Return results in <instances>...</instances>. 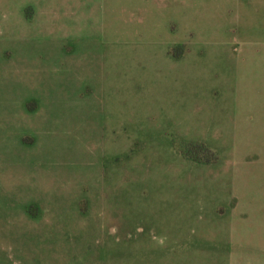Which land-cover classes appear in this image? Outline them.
I'll use <instances>...</instances> for the list:
<instances>
[{"label":"rangeland","instance_id":"obj_1","mask_svg":"<svg viewBox=\"0 0 264 264\" xmlns=\"http://www.w3.org/2000/svg\"><path fill=\"white\" fill-rule=\"evenodd\" d=\"M237 192L264 0H0V264H226Z\"/></svg>","mask_w":264,"mask_h":264},{"label":"crops","instance_id":"obj_2","mask_svg":"<svg viewBox=\"0 0 264 264\" xmlns=\"http://www.w3.org/2000/svg\"><path fill=\"white\" fill-rule=\"evenodd\" d=\"M222 195L220 203L225 204V196ZM237 197L236 204L240 205L242 210L250 213V219L235 221L232 226L233 231L227 238L226 264H264V197L245 200L239 193ZM193 260L194 258L188 256L182 258V261H187L185 264H189V261ZM202 260L207 264V260H211V258L203 256Z\"/></svg>","mask_w":264,"mask_h":264},{"label":"clouds","instance_id":"obj_3","mask_svg":"<svg viewBox=\"0 0 264 264\" xmlns=\"http://www.w3.org/2000/svg\"><path fill=\"white\" fill-rule=\"evenodd\" d=\"M161 243H162V241H161Z\"/></svg>","mask_w":264,"mask_h":264}]
</instances>
